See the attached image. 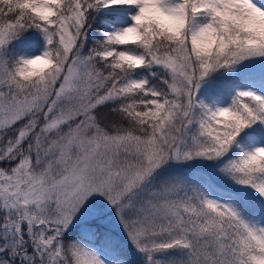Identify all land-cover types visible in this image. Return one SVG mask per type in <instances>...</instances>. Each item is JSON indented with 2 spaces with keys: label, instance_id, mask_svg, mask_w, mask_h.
<instances>
[{
  "label": "snow or ice",
  "instance_id": "obj_1",
  "mask_svg": "<svg viewBox=\"0 0 264 264\" xmlns=\"http://www.w3.org/2000/svg\"><path fill=\"white\" fill-rule=\"evenodd\" d=\"M0 264H264V0H0Z\"/></svg>",
  "mask_w": 264,
  "mask_h": 264
}]
</instances>
